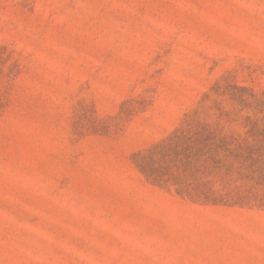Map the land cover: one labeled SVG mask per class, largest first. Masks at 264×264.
<instances>
[{
	"label": "rangeland",
	"instance_id": "374dc122",
	"mask_svg": "<svg viewBox=\"0 0 264 264\" xmlns=\"http://www.w3.org/2000/svg\"><path fill=\"white\" fill-rule=\"evenodd\" d=\"M187 115L264 118V0H0V264H264V206L136 167Z\"/></svg>",
	"mask_w": 264,
	"mask_h": 264
},
{
	"label": "trees",
	"instance_id": "16d2710c",
	"mask_svg": "<svg viewBox=\"0 0 264 264\" xmlns=\"http://www.w3.org/2000/svg\"><path fill=\"white\" fill-rule=\"evenodd\" d=\"M186 117L166 138L133 155L145 179L203 205L264 206V118L245 117L239 134L226 129L221 116L212 122Z\"/></svg>",
	"mask_w": 264,
	"mask_h": 264
}]
</instances>
